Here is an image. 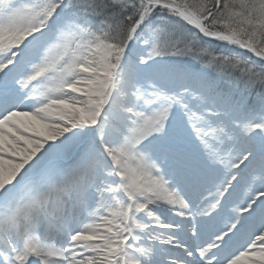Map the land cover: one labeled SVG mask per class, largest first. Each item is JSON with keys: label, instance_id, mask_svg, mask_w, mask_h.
Here are the masks:
<instances>
[{"label": "snow or ice", "instance_id": "1", "mask_svg": "<svg viewBox=\"0 0 264 264\" xmlns=\"http://www.w3.org/2000/svg\"><path fill=\"white\" fill-rule=\"evenodd\" d=\"M0 264H264V0H0Z\"/></svg>", "mask_w": 264, "mask_h": 264}]
</instances>
